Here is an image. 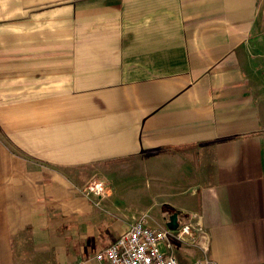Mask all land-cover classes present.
<instances>
[{
    "label": "crops",
    "instance_id": "0c3cea01",
    "mask_svg": "<svg viewBox=\"0 0 264 264\" xmlns=\"http://www.w3.org/2000/svg\"><path fill=\"white\" fill-rule=\"evenodd\" d=\"M128 184L264 264V0H0V264H106Z\"/></svg>",
    "mask_w": 264,
    "mask_h": 264
},
{
    "label": "built area",
    "instance_id": "2783aa9c",
    "mask_svg": "<svg viewBox=\"0 0 264 264\" xmlns=\"http://www.w3.org/2000/svg\"><path fill=\"white\" fill-rule=\"evenodd\" d=\"M82 191L98 202L106 195L107 187L103 180L94 179ZM186 228L188 231H185ZM202 228L203 223L196 213L178 215L176 229L152 226L148 214H144L123 235L97 252L95 257L106 264H183L175 254V248L181 243L201 251L202 256L195 264H218L208 255L209 248L200 234Z\"/></svg>",
    "mask_w": 264,
    "mask_h": 264
},
{
    "label": "rangeland",
    "instance_id": "374dc122",
    "mask_svg": "<svg viewBox=\"0 0 264 264\" xmlns=\"http://www.w3.org/2000/svg\"><path fill=\"white\" fill-rule=\"evenodd\" d=\"M119 179L124 180L126 179H130L133 181V179L136 177L133 174H131V171H127L124 170L122 173H116ZM133 184V182H131ZM130 183V184H131ZM122 184V183H121ZM130 184H128L126 187H123V185L120 187L122 188V192L119 196H116L113 201L114 202H118L119 205L121 207H125V211L126 214L129 211L128 209H130L133 212H130L129 214H133L135 212H138V215L136 217H131L128 218V220L126 221V224H131L132 222H134L137 218L143 216L144 214H148V220H149V224H151L152 226H160L158 223H156L153 218H157V222H162L163 221V228L168 227L167 226V222H169V218H170V210H167V214L164 215L161 213V211L157 208V207H150L153 203H150L149 201H147L146 198L142 199V200H138L134 195H133V190H135V188H141L138 187L137 185L134 186H130ZM137 191V190H136ZM95 201V200H94ZM101 202V200H100ZM96 203V202H94ZM149 206V207H148ZM99 207V206H98ZM144 207H148L147 209H149V211L147 212H142V210H144ZM146 209V210H147ZM142 213H141V212ZM126 225V228H127ZM201 244V243H200ZM161 249L164 251V246L161 245ZM200 250L197 247H192V246H188L185 244H181L179 245V247L175 248V254L178 255V258L180 259V261L183 264H195V262L198 260V258L200 257Z\"/></svg>",
    "mask_w": 264,
    "mask_h": 264
},
{
    "label": "water",
    "instance_id": "95a60500",
    "mask_svg": "<svg viewBox=\"0 0 264 264\" xmlns=\"http://www.w3.org/2000/svg\"><path fill=\"white\" fill-rule=\"evenodd\" d=\"M178 212H174L170 215L169 222H167V226L176 229L178 227Z\"/></svg>",
    "mask_w": 264,
    "mask_h": 264
},
{
    "label": "clouds",
    "instance_id": "9594fccd",
    "mask_svg": "<svg viewBox=\"0 0 264 264\" xmlns=\"http://www.w3.org/2000/svg\"><path fill=\"white\" fill-rule=\"evenodd\" d=\"M185 231H188V229L186 228Z\"/></svg>",
    "mask_w": 264,
    "mask_h": 264
}]
</instances>
